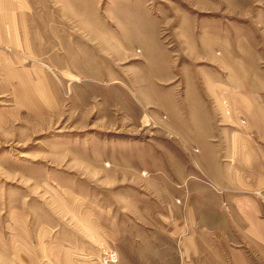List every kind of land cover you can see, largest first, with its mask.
<instances>
[{
  "label": "rangeland",
  "instance_id": "obj_1",
  "mask_svg": "<svg viewBox=\"0 0 264 264\" xmlns=\"http://www.w3.org/2000/svg\"><path fill=\"white\" fill-rule=\"evenodd\" d=\"M215 1L27 0L32 51L46 67L37 64L31 89L0 91V264H102L110 252L120 264L116 244L98 240L73 212L122 206L125 217L130 199L155 204L151 186L166 189L147 180L170 173L153 164L162 143L192 158L175 103L139 92L144 83L164 82L155 88L163 94L179 86L177 103L191 107L180 96L194 77V30L245 23L223 20L228 10ZM86 222L110 227L105 218Z\"/></svg>",
  "mask_w": 264,
  "mask_h": 264
},
{
  "label": "crops",
  "instance_id": "obj_2",
  "mask_svg": "<svg viewBox=\"0 0 264 264\" xmlns=\"http://www.w3.org/2000/svg\"><path fill=\"white\" fill-rule=\"evenodd\" d=\"M218 3L228 10L223 20L245 23L219 21L194 30V77L183 83L180 96L191 107L177 103L174 89L179 86L163 94L155 88L164 82L144 83V93L139 92L148 100L152 97L146 93L155 90L175 103L171 106L187 139L185 148L194 149L192 158L179 146L162 143L166 151L153 164L167 163L170 173L158 170L147 180L166 189L161 194L150 184L158 193L155 204L146 195L130 199L125 217L122 206L120 212L87 207L73 212L98 240L116 244L120 264L264 260V0ZM28 5L27 0H0V91L7 85L29 89L32 81L39 83L33 77L37 64L46 67L32 51ZM46 77L41 84L45 98L53 102ZM92 216L105 218L110 227L87 225Z\"/></svg>",
  "mask_w": 264,
  "mask_h": 264
},
{
  "label": "built area",
  "instance_id": "obj_3",
  "mask_svg": "<svg viewBox=\"0 0 264 264\" xmlns=\"http://www.w3.org/2000/svg\"><path fill=\"white\" fill-rule=\"evenodd\" d=\"M224 104L227 105V102H224ZM117 261H118V258H117L116 253L110 252L104 257L102 264H116Z\"/></svg>",
  "mask_w": 264,
  "mask_h": 264
}]
</instances>
